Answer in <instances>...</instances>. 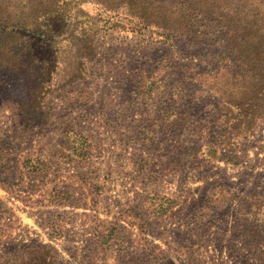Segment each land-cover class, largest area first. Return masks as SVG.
Wrapping results in <instances>:
<instances>
[{
  "label": "rangeland",
  "instance_id": "rangeland-1",
  "mask_svg": "<svg viewBox=\"0 0 264 264\" xmlns=\"http://www.w3.org/2000/svg\"><path fill=\"white\" fill-rule=\"evenodd\" d=\"M164 1L0 0V264L42 244L45 264H264L237 216L264 225L251 75L240 87L214 20L192 21L197 46L165 29ZM37 158L40 178L23 167ZM67 189L73 207L54 200Z\"/></svg>",
  "mask_w": 264,
  "mask_h": 264
},
{
  "label": "trees",
  "instance_id": "trees-1",
  "mask_svg": "<svg viewBox=\"0 0 264 264\" xmlns=\"http://www.w3.org/2000/svg\"><path fill=\"white\" fill-rule=\"evenodd\" d=\"M173 1L174 0H165L161 4H157L153 9V13L158 15V21L164 14L167 13V18L161 25H164L166 27L165 29L173 31L176 35L183 37L184 40H186L191 46H197L208 41V31L194 27L191 24L192 21L195 19L200 20L201 18L207 20L209 19L210 21L214 20L219 34L223 37L224 45L227 51L233 56V59H230L234 63L233 66L236 65V76L239 80L241 78L238 82L241 84L240 87H243V83L247 81L245 80L246 75H248V73L251 75L250 81L253 88H250L248 92L252 91L253 93V98H249V101L251 102L249 104L253 107L251 111V116L254 118L253 122L255 121V118H262L264 113V108L262 107L263 99H261L264 97V75L261 74L264 70V0H240V2H243L242 4H238V0H232L237 4L232 6L226 5L227 7L225 8L221 5L210 6L207 4L206 6L203 3H196L195 0L191 3V5L184 6L186 10H182V4H180V7L176 10L175 2ZM228 1L229 0H223V4ZM0 24L5 26L6 23L0 22ZM15 25L21 26V24L18 23ZM141 29H144V27ZM238 69H240L241 72H239L240 70ZM240 75H242V77H240ZM153 87V84H149V90H152ZM231 101L235 103V105H239V100H234L232 97ZM58 156L61 159L76 162L72 158L63 154ZM86 156L85 159H87ZM2 161L3 160L0 159V164ZM23 167L35 178H40L51 170V165L47 161L39 158L24 161ZM56 194L54 196V200L60 197L61 203L72 207L75 206L76 197L71 190H63L57 195ZM149 199L154 200L157 199V197L152 196L149 197ZM161 201L165 203L166 208L161 206L158 214H163L165 210L173 204L170 198L163 197ZM247 201H250L249 206L251 207L260 206L263 202L260 201V199H254L253 197H250ZM258 212V209H247V214L249 215L251 214L254 216ZM202 213L203 211L197 212L198 215H202ZM261 213L260 215L264 217L263 212ZM244 215H246V213L243 210H237L239 224L242 225L240 228L244 232V237L246 240L250 241L253 248H258V246H260L264 249V244L254 241L256 240V236H258L259 239L264 240V225H255L250 229L248 226H244L243 224V222L245 223V220H242ZM53 223L55 227L61 226L60 217H55ZM58 228L60 229V227ZM256 228L257 230H255ZM54 248L55 247L51 244H42L36 247V250L34 249V252L30 254L29 264L50 263V257L52 254L49 253L46 255L44 250L52 252ZM28 251L29 250L22 251V261ZM44 259L46 261H44ZM9 261V257H6V262Z\"/></svg>",
  "mask_w": 264,
  "mask_h": 264
}]
</instances>
